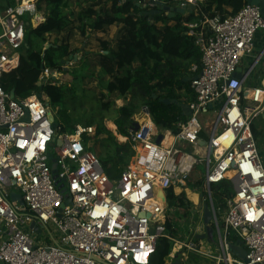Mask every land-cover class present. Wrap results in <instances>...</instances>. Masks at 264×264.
Wrapping results in <instances>:
<instances>
[{
  "label": "built area",
  "instance_id": "built-area-1",
  "mask_svg": "<svg viewBox=\"0 0 264 264\" xmlns=\"http://www.w3.org/2000/svg\"><path fill=\"white\" fill-rule=\"evenodd\" d=\"M39 1L15 0L0 9V264H151L162 239L173 243L170 257H206L207 243L220 251L213 257L218 264H264V161L254 126L264 120V78L247 86L264 58V48L254 58L258 37L264 40L258 35L264 31L261 9L247 2L236 15L208 17L202 11L206 0H177L173 9L185 11L186 35L202 54L201 70H191L195 98L184 108L190 115L175 124L176 131L159 129L152 115L133 119L128 133L116 139L130 144L135 157L111 179L92 149L96 127L61 132L44 94L18 98L1 84L20 65L27 26L46 21ZM168 5L138 1L143 10ZM191 15L197 19L189 21ZM73 65L71 60L63 67ZM42 70L44 85L60 73L45 65ZM160 133L164 137L157 143ZM201 165L205 174L192 190L189 180ZM223 184H229L228 192L219 188ZM188 191L202 206L194 235L206 233L209 205L215 244L178 235L173 220L178 202L172 204L169 195L191 201ZM45 230L51 245L39 240ZM233 240L242 243L245 261L230 251L238 245Z\"/></svg>",
  "mask_w": 264,
  "mask_h": 264
},
{
  "label": "trees",
  "instance_id": "trees-1",
  "mask_svg": "<svg viewBox=\"0 0 264 264\" xmlns=\"http://www.w3.org/2000/svg\"><path fill=\"white\" fill-rule=\"evenodd\" d=\"M92 1V7L80 15V21L87 20L93 31H103L107 27L120 26L114 47L104 44V51L98 64L102 73L110 79L107 82L105 92L113 98L112 101L129 98V102L118 109V117L115 119L117 133L126 135L141 107L151 110L154 124L161 130L176 131L175 124L185 120L184 108L186 104L195 98L191 88L192 66L201 70L202 54L195 46L194 39L186 35L183 26V15L176 14L171 17L161 7L152 10H143L138 6L139 0H88ZM109 1V2H108ZM168 7L173 8L177 0H166ZM202 4V11L208 17L220 14L223 17L236 15L247 3V0H206ZM208 2H210L208 4ZM110 3V4H109ZM15 0H2L1 11L14 6ZM66 0H40L39 8L46 10V21L33 27L27 26L24 53L19 67L1 79L5 91L14 93L18 98H27L32 95H45L53 108L62 107L67 97L64 87L49 83L39 87L38 83L43 73L42 66L56 71L62 70L64 62L74 55L69 43L64 39L61 44L51 43L50 48L43 47L37 50L32 41L33 36L41 41H48L51 35L71 34L73 28L71 20L65 15ZM99 7V11L94 10ZM164 6L163 8H165ZM96 16V17H94ZM197 18L191 15L188 20ZM171 23V24H169ZM159 24L162 26L160 27ZM82 34L85 30L82 28ZM112 101H108L105 108H110ZM166 101L170 103L167 104ZM62 114V115H61ZM63 125H56L61 132L73 133L75 126L71 124L67 111H60ZM83 126H93L90 123ZM100 128L99 132H103ZM109 135L105 141V154H98L99 160L111 179H117L121 170L134 158L135 151L130 144L120 143ZM197 172V171H196ZM195 172V173H196ZM193 173L189 185L199 184V178L195 179ZM229 184H223L219 188H225L228 192ZM185 197V196H184ZM184 197H176L173 192L169 198L172 204L177 203L179 208L178 220L184 221L189 217L190 210L194 209L191 201ZM168 228L171 229V223ZM176 236V231H171ZM234 244L238 240L232 241ZM173 243L168 239H162L158 251L151 264H167V258L171 255Z\"/></svg>",
  "mask_w": 264,
  "mask_h": 264
},
{
  "label": "rangeland",
  "instance_id": "rangeland-1",
  "mask_svg": "<svg viewBox=\"0 0 264 264\" xmlns=\"http://www.w3.org/2000/svg\"><path fill=\"white\" fill-rule=\"evenodd\" d=\"M209 3L210 2H208V4ZM26 18L28 17L26 16ZM159 26H161V24H159ZM263 34L264 31H260L258 35L261 36ZM32 41L37 50L41 49V47H45L44 50H46L50 48L51 45V42L49 40L43 42L38 38H35V36H33ZM38 45H40L41 47H39ZM263 48L264 40L258 37L254 52V58L262 52ZM254 58L252 59V61L254 60ZM85 59L86 58H83L82 64L80 63L78 67L70 66L69 68L72 69L69 72L64 70V67L66 66L64 65L62 70L59 71L60 73L50 77L52 79L50 83L64 87L67 90V97L65 99L64 105L61 108L52 107L53 112L55 114V124L65 126L64 120H62L61 118L62 114L60 115V111H62V113L64 111H67V115L70 118L71 124L75 127L78 125H88L90 123L91 125L97 128L96 137H93L91 139V142L93 143L92 149L93 151H97L98 154H105L106 148L108 147L105 141L109 138V135L106 134V131H109L110 134H112L113 137L116 138V134L118 133L114 122L115 119L118 117V109L127 104L129 102L130 97H128L127 99L112 101L113 98L107 95V93L105 92L107 85L105 75L103 73L96 74V72H88L89 68L85 66V64L88 63H85ZM252 63L253 62H249V64ZM193 67L194 66H192V68ZM191 73L193 72L191 71ZM263 78L264 58L253 71L250 82L249 84H247V86H253L260 82ZM108 101H112L111 106L110 108H105V105L108 103ZM143 108L144 107H141L138 110L136 116H134L133 119H146L147 114L146 112H144ZM254 126L258 146L264 161V120L259 119L255 121ZM100 128L105 131L99 132ZM261 128H263V132L260 131ZM163 137L164 134L160 133L157 140L159 141L160 138L161 140H163ZM203 174H205V168L201 165L195 173L194 178L198 179L203 176ZM189 187H191L192 190H195L192 185H189ZM189 198L194 205V209L190 211V218H188V220L180 221L178 220V214H175L173 218L174 224L177 226L178 235H181L180 237L183 241H190L191 239L195 240L193 238V236H196L194 235V231L199 223L197 217L200 215L202 209L201 203H195L190 196ZM214 201L216 203V206H219V197L216 194H214ZM219 218L220 221H222L221 214L219 215ZM50 231L54 233V235L58 238L59 233L55 230L54 227H50ZM44 232V236H42L39 240L42 241L44 244L51 245L52 242L48 231L45 230ZM45 238L47 240H45ZM195 241L198 242L199 240ZM204 244L206 245V257L193 253H188V260H185L184 258L182 259L183 256H179L180 264H218L217 259L213 258L218 257L220 253V251L217 250L216 245H208L207 243ZM174 261L175 260L173 257L169 256V258H167V264H172Z\"/></svg>",
  "mask_w": 264,
  "mask_h": 264
},
{
  "label": "crops",
  "instance_id": "crops-1",
  "mask_svg": "<svg viewBox=\"0 0 264 264\" xmlns=\"http://www.w3.org/2000/svg\"><path fill=\"white\" fill-rule=\"evenodd\" d=\"M66 2L67 5L64 8V13L69 18V20L73 21L72 25L70 26L71 28H73V32L67 35H51L49 41L53 44H61L65 39L66 42L69 43L70 50H73L75 52L72 57L75 58L76 56L78 58L77 62L75 61V59H72V61L74 62L73 67H78L80 63L82 64L83 58H86L85 63L87 62L88 64H85V66L89 68L88 72H96V74L102 73V69L98 64H100L101 56L108 54V52L104 51L103 46L106 43L108 44V46L110 45L111 47H114V41L121 27L114 25L105 28L103 31L95 32L92 30L87 20L83 23L79 19L81 14H84L86 10L92 7V1L66 0ZM94 10L99 11V7H95ZM40 11L44 16H46L45 8L40 9ZM82 28L85 30V34H82ZM70 61L71 60L68 59L66 62ZM71 69L72 68H69V70L67 69L66 71L69 72ZM189 72L191 71L189 70ZM193 76L194 75H190V79L193 78ZM105 77L108 82L110 78L108 76ZM184 113L186 114V110H184ZM146 119H148V117H146Z\"/></svg>",
  "mask_w": 264,
  "mask_h": 264
},
{
  "label": "water",
  "instance_id": "water-1",
  "mask_svg": "<svg viewBox=\"0 0 264 264\" xmlns=\"http://www.w3.org/2000/svg\"><path fill=\"white\" fill-rule=\"evenodd\" d=\"M248 3L254 5V6H257L261 9L263 15H264V0H247ZM192 9H193V6H192ZM162 10L166 11L171 17H174L176 14H180V15H184L185 11L184 10H181V9H173V8H170V7H166V8H162ZM72 59H75V61L77 62L78 61V58L75 56L74 57H71L70 60ZM70 62H64V65H68ZM68 69V67H66L64 70L66 71ZM236 78L240 79L241 78V73L240 71L236 73L235 75ZM38 86L39 87H43L44 84L43 83H38ZM40 97H42V95H40ZM167 104H169L170 102L169 101H166ZM144 112H146L147 116H151L152 113H151V110L147 107H144ZM186 115L189 116L190 115V112L188 110H186ZM139 123L138 122H135L132 126V130L133 131H138L139 130ZM161 140V138H160ZM160 140L158 141L157 140V143H160ZM162 141V140H161ZM202 143V142H201ZM15 200L16 199H20V196H14L13 197ZM21 204H22V201H20ZM213 216H212V212H211V209H210V206L209 205H206V207L204 208V225L206 227V233L205 234H202V235H197L196 236V239L197 240H207L208 243L210 244H215L216 243V239H215V235H214V229L213 227L211 226V220H212ZM230 251L233 253V255L239 259H242V260H246V250L243 248L242 246V243L239 242L238 245H231L230 246ZM174 262L172 264H180L179 262V255H175L174 257ZM99 263L101 264H107L101 260H98Z\"/></svg>",
  "mask_w": 264,
  "mask_h": 264
},
{
  "label": "bare ground",
  "instance_id": "bare-ground-1",
  "mask_svg": "<svg viewBox=\"0 0 264 264\" xmlns=\"http://www.w3.org/2000/svg\"><path fill=\"white\" fill-rule=\"evenodd\" d=\"M188 194H189V196L193 199V201H194L195 203L198 202V196H197V195L192 194L190 191H188ZM178 250H179V248L176 247V248H175V251H178Z\"/></svg>",
  "mask_w": 264,
  "mask_h": 264
}]
</instances>
